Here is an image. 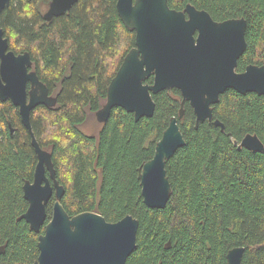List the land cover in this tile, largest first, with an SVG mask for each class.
<instances>
[{
	"label": "trees",
	"instance_id": "1",
	"mask_svg": "<svg viewBox=\"0 0 264 264\" xmlns=\"http://www.w3.org/2000/svg\"><path fill=\"white\" fill-rule=\"evenodd\" d=\"M49 3L11 0L0 26L9 49L30 54L32 70L57 98L54 109L37 107L30 124L39 146L52 155L66 213L95 212L109 223L127 215L137 219L136 248L126 264H227L228 251L236 247L244 249L241 264H264V154L238 150L233 143L249 134L264 145V97L228 91L212 107V122L197 129L186 102L177 121L185 146L165 165L170 198L164 209H149L141 197L139 169L153 158L170 120L178 118L181 94L173 89L152 95L154 115L137 122L115 108L96 134H84L81 128L95 118L110 81L134 47L135 33L121 22L116 0H78L65 15L45 22ZM167 4L175 11L192 5L215 22L243 18L246 49L236 72L264 66V0ZM36 164L18 109L0 102V264H34L38 258L39 235L18 220L28 208L22 187L32 182ZM53 203L54 198L46 223Z\"/></svg>",
	"mask_w": 264,
	"mask_h": 264
},
{
	"label": "water",
	"instance_id": "2",
	"mask_svg": "<svg viewBox=\"0 0 264 264\" xmlns=\"http://www.w3.org/2000/svg\"><path fill=\"white\" fill-rule=\"evenodd\" d=\"M10 1L0 0V16ZM77 2L50 0L42 19L51 22ZM116 11L123 25L135 33V44L109 83L105 103L95 113L99 124H106L115 108L131 113L135 122L151 118L155 112L151 96L173 89L181 94L178 119L187 102L195 116V129L200 123L212 122V106L228 91L264 97V66L251 65L236 72L246 49L243 18L215 22L206 11L192 5L183 11L171 10L167 0H116ZM32 66L28 52L16 55L9 50V40L0 26V102L10 101L18 109L37 158L32 182L22 187L28 208L18 218L39 235L34 264H125L136 248L137 219L127 215L109 223L92 212L70 217L61 204L64 189L56 179L52 155L39 146L30 125L31 113L39 106L54 109L57 98L49 95ZM150 77L152 84L145 85ZM213 124L224 132L219 121ZM233 143L238 150L264 154V145L256 135L248 134L238 145ZM184 146L177 119L172 118L153 158L139 170L141 197L147 208H165L171 195L165 164ZM52 198L51 217L45 224ZM3 252L0 248V254ZM243 253V248L229 250L227 264H241Z\"/></svg>",
	"mask_w": 264,
	"mask_h": 264
},
{
	"label": "rangeland",
	"instance_id": "3",
	"mask_svg": "<svg viewBox=\"0 0 264 264\" xmlns=\"http://www.w3.org/2000/svg\"><path fill=\"white\" fill-rule=\"evenodd\" d=\"M48 8V7H47ZM100 129V125L96 122L94 117H89L81 131L86 135H94Z\"/></svg>",
	"mask_w": 264,
	"mask_h": 264
},
{
	"label": "bare ground",
	"instance_id": "4",
	"mask_svg": "<svg viewBox=\"0 0 264 264\" xmlns=\"http://www.w3.org/2000/svg\"><path fill=\"white\" fill-rule=\"evenodd\" d=\"M46 11H47V10H46ZM46 11H45V12H46ZM45 12H44V13H45ZM44 13H43V14H44ZM239 19H241V18H239ZM9 50H10V49H9ZM10 51H11V50H10ZM248 66H251V65H248ZM252 66H254V65H252ZM246 67H247V66H246ZM246 67H245V68H246ZM117 71H118V70H117ZM116 73H117V72H116ZM115 75H116V74H115ZM113 78H114V77H113ZM113 78H112V79H113ZM110 82H111V81H110ZM152 82H153V81H152ZM144 84H145V83H144ZM145 85H146V84H145ZM147 85H149V84H147ZM150 85H151V84H150ZM108 86H109V85H108ZM106 93H107V92H106ZM51 96H52V95H51ZM54 97H55V96H54ZM151 97H152V96H151ZM105 99H106V98H105ZM104 103H105V102H104ZM102 106H103V105H102ZM183 107H184V106H183ZM212 107H213V106H212ZM212 111H213V109H212ZM212 113H213V112H212ZM30 116H31V115H30ZM176 119H177V121L179 120L178 118H176ZM95 120H96V119H95ZM96 122H97V121H96ZM97 123H98V122H97ZM98 124H99V123H98ZM30 125H31V124H30ZM178 127H179V126H178ZM10 131H12V130L10 129ZM31 131H32V130H31ZM12 132H13V131H12ZM180 133H181V132H180ZM33 135H34V134H33ZM181 135H182V134H181ZM34 137H35V136H34ZM182 137H183V136H182ZM161 138H162V137H161ZM36 141H37V140H36ZM159 141H160V140H159ZM46 151H47V150H46ZM154 152H155V151H154ZM165 165H166V164H165ZM139 170H140V169H139ZM138 175H139V174H138ZM46 176H48L47 173H46ZM61 187H62V186H61ZM92 213H95V212H92ZM45 223H46V222H45ZM125 264H126V263H125Z\"/></svg>",
	"mask_w": 264,
	"mask_h": 264
}]
</instances>
